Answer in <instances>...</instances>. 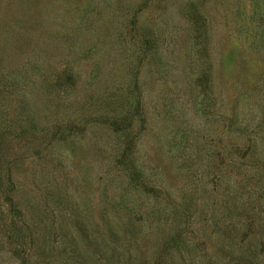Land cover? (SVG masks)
<instances>
[{
  "label": "rangeland",
  "instance_id": "rangeland-1",
  "mask_svg": "<svg viewBox=\"0 0 264 264\" xmlns=\"http://www.w3.org/2000/svg\"><path fill=\"white\" fill-rule=\"evenodd\" d=\"M0 264H264V0H0Z\"/></svg>",
  "mask_w": 264,
  "mask_h": 264
}]
</instances>
